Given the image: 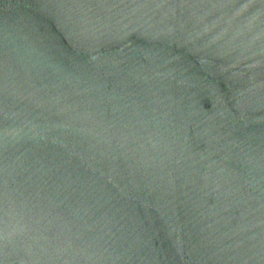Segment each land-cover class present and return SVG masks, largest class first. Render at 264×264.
I'll return each mask as SVG.
<instances>
[{
	"label": "water",
	"instance_id": "water-1",
	"mask_svg": "<svg viewBox=\"0 0 264 264\" xmlns=\"http://www.w3.org/2000/svg\"><path fill=\"white\" fill-rule=\"evenodd\" d=\"M0 264H264V0H0Z\"/></svg>",
	"mask_w": 264,
	"mask_h": 264
}]
</instances>
